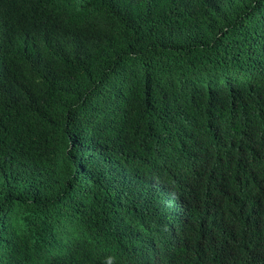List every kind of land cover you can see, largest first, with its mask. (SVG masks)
<instances>
[{
	"label": "trees",
	"instance_id": "16d2710c",
	"mask_svg": "<svg viewBox=\"0 0 264 264\" xmlns=\"http://www.w3.org/2000/svg\"><path fill=\"white\" fill-rule=\"evenodd\" d=\"M0 264H264V0H0Z\"/></svg>",
	"mask_w": 264,
	"mask_h": 264
}]
</instances>
